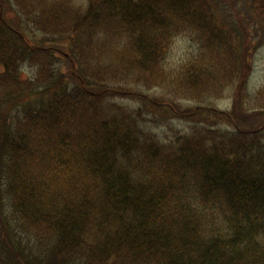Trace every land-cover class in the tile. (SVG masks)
I'll list each match as a JSON object with an SVG mask.
<instances>
[{"label":"trees","instance_id":"obj_1","mask_svg":"<svg viewBox=\"0 0 264 264\" xmlns=\"http://www.w3.org/2000/svg\"><path fill=\"white\" fill-rule=\"evenodd\" d=\"M3 1L1 191L14 227L47 250L37 263L264 264V85L247 93L252 43L219 18L235 0H9L65 39L71 79L60 48L27 42ZM241 2L264 32V0ZM182 37L194 51L168 66ZM161 111L185 127L149 125Z\"/></svg>","mask_w":264,"mask_h":264},{"label":"rangeland","instance_id":"obj_2","mask_svg":"<svg viewBox=\"0 0 264 264\" xmlns=\"http://www.w3.org/2000/svg\"><path fill=\"white\" fill-rule=\"evenodd\" d=\"M3 10L4 17L10 25L19 32L24 34L27 42L30 44H38L42 45H55L60 48L58 53V58L61 62L59 69V73L63 74L65 78L71 79V64L66 61L64 54L70 53L69 45L65 41V39L59 37H50L44 34L41 31L36 30L32 25L28 24L21 16V13L15 9L13 2L9 0H4ZM85 2V1H84ZM220 4L221 2L218 1ZM3 4V3H2ZM223 4V3H221ZM218 15L220 20L224 23H227L231 26L237 27V29L245 34L248 33V38L251 41V47L248 49L250 54V59L248 60L249 70L247 74V79L245 81V86L248 89L247 93L250 95L252 92L258 90L262 85H264V32H262L259 28L257 29L258 22L255 21L254 16L256 14L254 11L249 10V12L245 11L242 7L241 0H235L232 4L224 3L219 6ZM226 10L223 19L220 17L222 11ZM248 32H244L247 31ZM50 39H52L50 41ZM195 46H193L192 42L187 37L177 38L172 45V50L169 55V63L171 65L168 66H176L183 58H187V54L194 51ZM29 74V69L26 66H23L21 75L27 77ZM152 92L159 96L162 90L153 89ZM35 95H30V98H34ZM116 100L119 103L128 104L129 106L137 107L139 104L127 97H117ZM178 104L186 106L191 105L192 102H187L185 100L182 102H178ZM232 105L231 92L228 91L226 96L222 100H218L217 106L221 109L229 110ZM2 109L7 108L9 105H5ZM2 111V110H1ZM166 112H155L152 115H148L146 117L147 123L149 125L160 126V131L162 133H166L169 136H173L176 134L177 130L185 127L183 123L176 122L178 120L172 118L167 122L166 120L160 121L163 114ZM154 119V120H153ZM256 117H251V123L246 124L244 126H252L256 123ZM259 120V119H258ZM11 119L7 118V120L2 118L0 122V169L2 167V161L4 160L5 153L7 152V143L8 138L10 136L11 130ZM171 125V128L169 127ZM3 181L0 179V264H38L37 262L46 259V255L48 254L47 250L43 247H37L35 241L32 237H28L21 232L20 229L14 227V222L12 221L11 216H9V209L6 205V196L4 195ZM57 263L52 264H65L62 263L61 259Z\"/></svg>","mask_w":264,"mask_h":264}]
</instances>
